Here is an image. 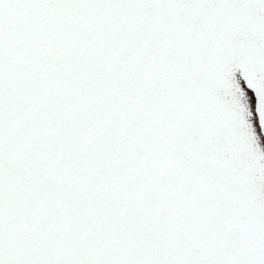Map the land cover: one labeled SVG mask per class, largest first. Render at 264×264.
Returning <instances> with one entry per match:
<instances>
[{"label": "snow or ice", "instance_id": "snow-or-ice-1", "mask_svg": "<svg viewBox=\"0 0 264 264\" xmlns=\"http://www.w3.org/2000/svg\"><path fill=\"white\" fill-rule=\"evenodd\" d=\"M0 264H264V0H0Z\"/></svg>", "mask_w": 264, "mask_h": 264}]
</instances>
